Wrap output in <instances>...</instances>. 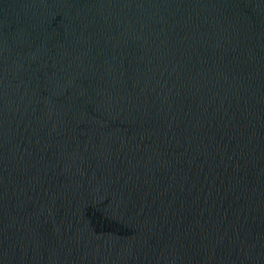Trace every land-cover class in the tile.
<instances>
[{"label":"water","instance_id":"95a60500","mask_svg":"<svg viewBox=\"0 0 264 264\" xmlns=\"http://www.w3.org/2000/svg\"><path fill=\"white\" fill-rule=\"evenodd\" d=\"M0 264H264V0H0Z\"/></svg>","mask_w":264,"mask_h":264}]
</instances>
